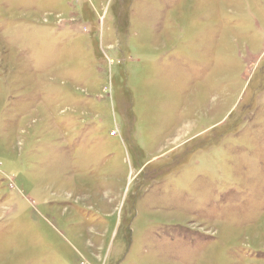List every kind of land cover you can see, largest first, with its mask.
Wrapping results in <instances>:
<instances>
[{
  "label": "rangeland",
  "instance_id": "rangeland-1",
  "mask_svg": "<svg viewBox=\"0 0 264 264\" xmlns=\"http://www.w3.org/2000/svg\"><path fill=\"white\" fill-rule=\"evenodd\" d=\"M0 264H264V0H0Z\"/></svg>",
  "mask_w": 264,
  "mask_h": 264
}]
</instances>
